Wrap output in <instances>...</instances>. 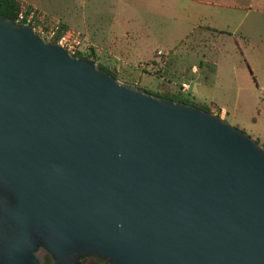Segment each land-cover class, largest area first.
<instances>
[{
    "label": "water",
    "instance_id": "water-1",
    "mask_svg": "<svg viewBox=\"0 0 264 264\" xmlns=\"http://www.w3.org/2000/svg\"><path fill=\"white\" fill-rule=\"evenodd\" d=\"M264 264V148L0 15V264Z\"/></svg>",
    "mask_w": 264,
    "mask_h": 264
},
{
    "label": "rangeland",
    "instance_id": "rangeland-1",
    "mask_svg": "<svg viewBox=\"0 0 264 264\" xmlns=\"http://www.w3.org/2000/svg\"><path fill=\"white\" fill-rule=\"evenodd\" d=\"M112 18L118 21L121 17L107 16V20ZM169 24L163 26L162 31L128 30L127 33L136 39L129 43L121 38V34L126 33L122 23H119V30L115 32L110 31L107 23L103 25L104 31L100 32L97 41L74 28L69 29L81 33L84 43L94 49L96 64L114 72L119 82L142 88L149 93H178L183 100H189L217 115L223 110L227 123L247 134L262 147L264 40L256 35L253 36L254 41L248 44L242 42L240 34L235 40L210 32L196 31L180 41L189 33L179 31L171 22ZM102 35L106 40L110 36L116 40L113 43L105 39L100 41ZM213 42L215 44L212 48ZM205 55L213 62L214 71L208 74L209 78L205 83H199V62L204 61ZM159 59H162L164 69H170L180 78L179 81L175 79L172 83H167L166 80L152 75V62ZM183 82L189 84L188 92H180ZM42 255L43 252H40L39 257ZM83 264L108 263L88 258Z\"/></svg>",
    "mask_w": 264,
    "mask_h": 264
},
{
    "label": "crops",
    "instance_id": "crops-1",
    "mask_svg": "<svg viewBox=\"0 0 264 264\" xmlns=\"http://www.w3.org/2000/svg\"><path fill=\"white\" fill-rule=\"evenodd\" d=\"M48 19L59 20L65 28H74L97 41L103 25L110 31L119 30L122 23L127 43L136 40L129 31H162L173 23L179 31L189 34L211 29L220 37L252 43L253 36L264 40V0H18ZM108 17H121L118 21ZM129 30V31H128ZM100 40L113 43L116 38L104 35ZM240 39V40H241ZM256 43V42H254ZM264 48V47H263ZM263 56V55H262ZM200 83V82H199ZM225 119L223 110L218 114Z\"/></svg>",
    "mask_w": 264,
    "mask_h": 264
},
{
    "label": "trees",
    "instance_id": "trees-1",
    "mask_svg": "<svg viewBox=\"0 0 264 264\" xmlns=\"http://www.w3.org/2000/svg\"><path fill=\"white\" fill-rule=\"evenodd\" d=\"M23 8L26 10V15L29 14L33 10L31 7L22 5V3H20L18 0H0V15H3L7 18L14 19V20L18 19V14ZM34 11H35V14H37V11L36 10H34ZM20 22L28 23L32 28H35V26L32 23L28 22L26 18L20 20ZM206 30L209 32H216V31H213V30L208 29V28ZM216 33H218V32H216ZM218 34H224L225 35L227 33H218ZM52 42L57 43V40H53ZM214 44H215V42L212 43V45H211L212 48H213ZM211 51H212V49L210 50V52ZM75 55L83 56L89 60H92L96 64L93 48L90 49L89 54L78 52ZM204 61L202 60L199 62V70L201 71V74H200L201 77L199 79L200 83H205L209 78L208 74L212 73L214 71V64L212 61H210L209 57H207V56L204 57ZM96 65L98 67H100L101 69H103L104 71L108 72L110 75H112L118 81L117 75L114 72L108 70L104 66H101L98 64H96ZM162 65H163L162 59H159L157 61L152 62V72H153L152 75L153 76H155L156 78L162 79V80H166L167 83H170V82L172 83V81L175 79H177V81L180 80V78L176 77V75L174 73H172L170 71V69L166 70V69H164V65L163 66ZM202 70L204 73L202 72ZM152 94L157 95L159 97L171 99L173 101L182 102L185 104H190V105H194L196 107H199V106L193 104L192 102H190L189 100H183L180 95H177L178 93H173V92L156 93V92H154ZM199 108H201V107H199ZM201 109H203V108H201ZM203 110H205L207 112H211L208 109H203ZM262 147H264V145ZM40 252H43L42 257H39ZM37 256L40 259V264H52L51 257L45 251L40 250L37 253Z\"/></svg>",
    "mask_w": 264,
    "mask_h": 264
},
{
    "label": "built area",
    "instance_id": "built-area-1",
    "mask_svg": "<svg viewBox=\"0 0 264 264\" xmlns=\"http://www.w3.org/2000/svg\"><path fill=\"white\" fill-rule=\"evenodd\" d=\"M26 18L28 22L32 23L33 28L39 35L47 39L48 41L57 40V44L67 49L70 53L76 54L90 52V45L84 43L80 32L63 27L60 21L48 19L43 15L35 14L34 9L26 15V10L23 8L19 14L17 22ZM190 90L189 84L183 82L180 85V92H188Z\"/></svg>",
    "mask_w": 264,
    "mask_h": 264
},
{
    "label": "flooded vegetation",
    "instance_id": "flooded-vegetation-1",
    "mask_svg": "<svg viewBox=\"0 0 264 264\" xmlns=\"http://www.w3.org/2000/svg\"><path fill=\"white\" fill-rule=\"evenodd\" d=\"M84 261H85V260H84ZM84 261H83V262H84ZM83 262H82V264H83Z\"/></svg>",
    "mask_w": 264,
    "mask_h": 264
}]
</instances>
